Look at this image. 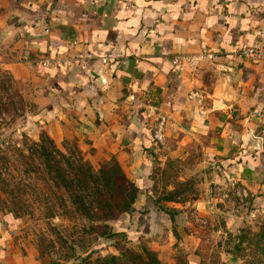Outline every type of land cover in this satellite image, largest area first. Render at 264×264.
<instances>
[{
  "label": "crops",
  "instance_id": "crops-1",
  "mask_svg": "<svg viewBox=\"0 0 264 264\" xmlns=\"http://www.w3.org/2000/svg\"><path fill=\"white\" fill-rule=\"evenodd\" d=\"M263 6L264 0H0V64L28 84L52 139L72 136L95 157L119 163L139 189L134 209L146 212L135 214L131 232L162 247L178 219L152 197L156 160L187 159L197 150L254 195L264 192V66L238 57L263 25L253 14ZM203 50L220 58L194 72L174 66L177 56ZM46 59L67 62L49 68ZM161 119L164 151L153 139ZM132 218L123 217L130 225ZM6 242L0 239V264H23Z\"/></svg>",
  "mask_w": 264,
  "mask_h": 264
},
{
  "label": "rangeland",
  "instance_id": "rangeland-1",
  "mask_svg": "<svg viewBox=\"0 0 264 264\" xmlns=\"http://www.w3.org/2000/svg\"><path fill=\"white\" fill-rule=\"evenodd\" d=\"M43 122L28 84L16 81L0 64V239L23 264H101L111 255L119 256L116 264H150L149 257L161 264H233L231 256L237 264H264V192L254 195L236 177L235 188L229 186L197 150L187 159L156 160L152 197L178 219L170 244L154 246L141 241L139 231L131 232L138 212L134 207L131 225L123 217L112 223L124 235L98 239L91 229L99 221L65 216L66 193L56 187L36 144L46 134L68 159L80 157L96 170L112 160L95 157L93 149H82L72 136L52 139ZM165 144L159 146L163 151ZM86 251L92 253L83 261Z\"/></svg>",
  "mask_w": 264,
  "mask_h": 264
},
{
  "label": "trees",
  "instance_id": "trees-1",
  "mask_svg": "<svg viewBox=\"0 0 264 264\" xmlns=\"http://www.w3.org/2000/svg\"><path fill=\"white\" fill-rule=\"evenodd\" d=\"M36 147L49 173L53 175L56 187L66 193L68 201L62 203L66 209L65 216L77 214L80 217L85 216L93 221H99L100 224L96 225L97 227L92 226L91 229V234H96L98 239L108 240L124 235L115 231L112 223L132 215L139 189L126 177L119 163L112 159L111 165L96 170L90 162L80 157L74 160L68 159L60 153L46 134ZM55 154L61 157V160H58ZM163 211L166 212L165 209ZM168 214L171 217L175 216L172 212ZM70 250L76 252L77 247L71 245ZM91 253L86 251L80 257L83 261H88ZM118 259L119 256L111 255L105 257L101 264H116ZM149 261L150 264H161L155 257H149Z\"/></svg>",
  "mask_w": 264,
  "mask_h": 264
},
{
  "label": "built area",
  "instance_id": "built-area-1",
  "mask_svg": "<svg viewBox=\"0 0 264 264\" xmlns=\"http://www.w3.org/2000/svg\"><path fill=\"white\" fill-rule=\"evenodd\" d=\"M254 15L261 16L264 19V6L256 8L253 11ZM238 57H240L242 60L258 63L264 66V20L263 25L260 26V28L257 30V37L255 41L252 43L250 47L244 48L241 51L238 52ZM220 57L215 54L212 50H203L197 54H191V55H185V56H177L174 60V66L182 71L184 69V66L187 65L191 71H195L198 69V67L205 63V62H215ZM66 60L63 59H57V60H43L42 65L44 67H56L57 65H60L64 63ZM67 62V61H66ZM106 63V61L104 62ZM197 95L193 94L191 95V98H195ZM164 126H165V119H161L159 124L155 127L153 132V139L154 143L158 145H162L164 143ZM224 181L229 184V186H232L235 188L236 185V179L233 175H231L229 172H223ZM244 195L247 194V192L243 193ZM237 195L242 196V193L240 190H237Z\"/></svg>",
  "mask_w": 264,
  "mask_h": 264
},
{
  "label": "water",
  "instance_id": "water-1",
  "mask_svg": "<svg viewBox=\"0 0 264 264\" xmlns=\"http://www.w3.org/2000/svg\"><path fill=\"white\" fill-rule=\"evenodd\" d=\"M104 243H105V242H104ZM104 243H102V244H104ZM230 261H231L233 264H237V263L239 262L238 258L235 257V256H231V257H230Z\"/></svg>",
  "mask_w": 264,
  "mask_h": 264
}]
</instances>
